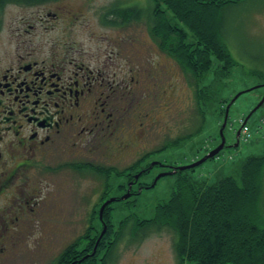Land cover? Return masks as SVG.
<instances>
[{
	"label": "flooded vegetation",
	"instance_id": "af4514ba",
	"mask_svg": "<svg viewBox=\"0 0 264 264\" xmlns=\"http://www.w3.org/2000/svg\"><path fill=\"white\" fill-rule=\"evenodd\" d=\"M55 3L53 9L48 4L31 8L36 11L16 24L5 44L8 51L0 54V264L34 238L35 246L43 244L48 252L49 239L62 231L60 224L50 223L67 215L59 196L66 185L56 183L55 176L92 175L104 186L110 176L124 177L120 185L133 198L140 179L135 177L139 168H131L150 152L140 145L143 123L129 126V96L146 73L144 53L131 54L130 40L123 37L90 38L87 43L102 49H85L78 37L91 26L86 13ZM94 13H100L97 23L104 26L106 12ZM54 32L59 38H50ZM130 151L136 158L127 164ZM99 152L105 160L96 158ZM102 197L94 203V196L85 197L92 213ZM65 249L56 251L50 264L66 262H59Z\"/></svg>",
	"mask_w": 264,
	"mask_h": 264
},
{
	"label": "rangeland",
	"instance_id": "374dc122",
	"mask_svg": "<svg viewBox=\"0 0 264 264\" xmlns=\"http://www.w3.org/2000/svg\"><path fill=\"white\" fill-rule=\"evenodd\" d=\"M119 2L128 3L129 6L134 4L147 6V0H71L70 2L73 7L83 5L87 9V22L91 26L82 31L78 37L82 38V43L86 44L85 49L89 46L98 50L102 49L99 45L95 47L87 41L90 38L98 39L106 36L117 39L123 37V40H130V48L133 49L136 44V46L145 48L146 52L144 53L147 57H145L146 73H142L139 80L141 83L138 86L134 84L135 89L129 96L133 104V107H130L133 115H130L129 126L134 129L138 128L137 124L143 123L145 139L140 145L145 147L146 151L156 150L157 152H153L154 154L147 157L144 162L145 168L147 165H152L149 172H140L135 176L140 179V185H138L140 188L135 186L137 196L132 198V194L129 199L124 200L123 198L131 193L125 194L120 185V183H126V178L118 179L114 176L107 178L108 189H111V193L107 196L106 202H111L110 205L115 208L112 212V221L115 226L131 215H136L143 220H149L155 216L157 205L170 199L178 180L176 173L181 171L180 168L195 165L221 145L220 131L226 116L222 113V108L225 107L224 101L231 100V104L240 93L242 95L229 110V118L223 132L226 140L224 149L216 158L191 168L188 172L194 179L204 180L209 184L226 176L239 180L243 161L250 156H264V0H246L224 11V41L236 65L231 69L228 78L222 77L220 80L216 72L222 63L213 59L210 72L199 84L200 88L212 85L216 92L215 99L202 108L204 115L197 109L196 90L191 86L190 77H187L178 65L164 53L155 49V46L157 48L158 46L146 21L131 23L120 29L106 28L97 23V15L100 13L95 14V11L106 10L107 7ZM55 4L48 5L53 9ZM35 11V9L20 6H10L3 11L0 17L2 29L0 54L8 51L5 44L13 37L12 32L16 24L22 18L31 17ZM40 34L39 36H42ZM50 36L54 39L59 38L60 33L54 32ZM153 54L154 56L149 59L148 56ZM153 61L160 65V68L155 71L151 66ZM262 102L263 105L260 106ZM258 106L260 108L254 111ZM142 114H146L144 119ZM190 131L193 134L178 146H170L161 151V148L167 145L168 140H175L181 134L186 136ZM134 155L135 152L130 151L127 156L128 160L125 162L128 164L130 161L129 164H131L136 158ZM104 157L102 152L96 155V158L101 161L105 160ZM119 157L117 156L113 162L116 163ZM175 167L176 171H171ZM162 174H167V176L161 178L155 186L150 188L149 185ZM100 181L92 175L79 173L67 172L64 180L55 176L56 183L66 185L65 191L59 196H63L60 205L65 207L67 215L65 221L58 223L55 220L50 223L60 224L62 231L60 234H55L56 236L51 240L49 239L48 252L43 251V244L36 247L33 242L37 239L34 238L31 239V244L23 247L20 252H11L5 264H32L33 262L37 264L49 262L50 264L54 256L58 255H55L56 251L67 247L77 237L85 234L90 227L88 219L92 213V206L86 198L92 195L94 196L93 203L97 198L99 200L106 186L104 183L101 184L103 181ZM84 198L86 200H82ZM127 201L133 203L127 204ZM100 202L98 201V204ZM99 209L101 210V207ZM73 213H78V216H72ZM94 224L98 230L103 231L104 224L98 221ZM173 242V234L167 231L152 233L139 244H131L128 239H125L116 251L115 264H176ZM93 253L96 255L97 249Z\"/></svg>",
	"mask_w": 264,
	"mask_h": 264
},
{
	"label": "trees",
	"instance_id": "16d2710c",
	"mask_svg": "<svg viewBox=\"0 0 264 264\" xmlns=\"http://www.w3.org/2000/svg\"><path fill=\"white\" fill-rule=\"evenodd\" d=\"M57 1L65 2L63 4L74 12H85L87 17L86 7H73L71 0H0V17L10 6L30 9ZM243 1L246 0H147L146 7L119 2L102 11L106 12L102 22L106 28H122L146 21L158 46L155 49L164 53L190 77L191 86L196 90L197 109L204 115L202 108L215 99L216 92L212 85L200 88L199 84L210 72L213 59L222 63L216 72L220 80L228 78L236 65L224 41L223 13L228 7ZM110 16H113L112 19H108ZM129 50L131 54H146L145 48L136 44ZM151 56L154 54L148 58ZM151 66L154 71L160 68L154 61ZM230 102L224 101L223 115ZM190 132L168 140L161 151L178 146L193 134ZM153 152L157 151L147 152L131 169L139 168V173H148L152 165L145 168L144 162ZM171 171H176V167ZM188 171L176 173L178 180L170 199L157 205L152 219L143 220L131 215L118 226L113 224L112 212L115 208L111 205L105 207L103 219H100L99 208L111 193L106 185L101 202L88 221L90 227L67 245L59 258V262L63 259L66 262L61 261L60 264H75L78 259V263L82 264L87 258L86 264H115L116 251L125 239L131 244H139L150 234L164 231L173 234L176 264H264V156H250L243 161L239 180L226 176L209 184L194 179ZM131 203L127 201V204ZM95 221L107 225V232L94 255L97 258L92 254L102 229L98 230ZM88 252L92 253L87 255Z\"/></svg>",
	"mask_w": 264,
	"mask_h": 264
},
{
	"label": "water",
	"instance_id": "95a60500",
	"mask_svg": "<svg viewBox=\"0 0 264 264\" xmlns=\"http://www.w3.org/2000/svg\"><path fill=\"white\" fill-rule=\"evenodd\" d=\"M240 95H242V93L238 94V95L233 99L232 103L227 107V111H226V116H225L224 124H223V126H222V128H221V131H220V135H221V138H222V143H221V145H220L217 149H215L214 151L210 152V153H209L204 159H202L201 161H199V162L196 163L195 165H193V166H187V167H184V168H180L181 171L189 170V169H191V168L198 167V166L204 164L205 162H207L208 160L213 159V158H216V157L221 153V151H222V150L224 149V147H225V142H226V140H225V138H224V134H223V132H224V130H225V128H226L227 121H228V118H229V110H230L231 105H232V104H233V103H234V102L240 97ZM261 105H263V102L260 104V106H261ZM260 106H258L254 111H256L257 109H259ZM239 135H240V132H239ZM165 176H167V174H162V175L158 176L157 179H156V181L154 182V184H155L159 179H161V178H163V177H165ZM153 186H154V185H153ZM129 197H130V195H129V196H125L123 199H124V200H127V199H129ZM110 204H111V202H106V203L101 207V210H100V218H101V220L103 219V218H102V215H103V213H104V209H105V207L108 206V205H110ZM106 229H107V226L104 225V229H103V231H102V233H101V235H100V237H99V239H98V242H97V244H96V246H95L94 251L97 249L98 244H99L101 238L104 236V234H105V232H106ZM93 254L95 255V253H93ZM93 254H92V255H93ZM94 255H93V256H94Z\"/></svg>",
	"mask_w": 264,
	"mask_h": 264
},
{
	"label": "built area",
	"instance_id": "2783aa9c",
	"mask_svg": "<svg viewBox=\"0 0 264 264\" xmlns=\"http://www.w3.org/2000/svg\"><path fill=\"white\" fill-rule=\"evenodd\" d=\"M246 130H247V128H246Z\"/></svg>",
	"mask_w": 264,
	"mask_h": 264
}]
</instances>
